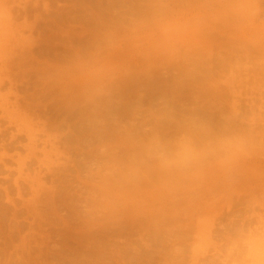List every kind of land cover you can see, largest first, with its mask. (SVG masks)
<instances>
[{
    "label": "rangeland",
    "instance_id": "374dc122",
    "mask_svg": "<svg viewBox=\"0 0 264 264\" xmlns=\"http://www.w3.org/2000/svg\"><path fill=\"white\" fill-rule=\"evenodd\" d=\"M0 47V264H264V0H0ZM191 121L243 151L162 172Z\"/></svg>",
    "mask_w": 264,
    "mask_h": 264
},
{
    "label": "clouds",
    "instance_id": "9594fccd",
    "mask_svg": "<svg viewBox=\"0 0 264 264\" xmlns=\"http://www.w3.org/2000/svg\"><path fill=\"white\" fill-rule=\"evenodd\" d=\"M164 32L165 42L174 43L186 37L188 26L176 21L169 24ZM107 46L115 45L108 42ZM117 70L97 53L91 59L78 63L73 72L77 78L85 82L86 92L91 95L103 90ZM205 134L201 124L191 121L186 131L171 142L153 139L147 145L146 153L162 172L180 173L209 156H220L224 161H228L243 151L245 141L242 137L225 135L198 142Z\"/></svg>",
    "mask_w": 264,
    "mask_h": 264
},
{
    "label": "bare ground",
    "instance_id": "6f19581e",
    "mask_svg": "<svg viewBox=\"0 0 264 264\" xmlns=\"http://www.w3.org/2000/svg\"><path fill=\"white\" fill-rule=\"evenodd\" d=\"M9 28H10V27H9ZM24 28H25V27H24ZM11 29H12V28H11ZM11 29H10V30H11ZM15 30H16V29H15ZM15 30H14V31H15ZM11 32H12V30H11ZM9 34H10V33H9ZM13 34H14V32H13ZM6 36H7V35H6ZM6 36H5V37H6ZM11 37H12V36H11ZM7 38H8V37H7ZM9 39H11V38H9ZM7 41H8V40H7ZM1 42H2V41H1ZM3 42H5V41H3ZM5 43H6V42H5ZM0 48H1V47H0Z\"/></svg>",
    "mask_w": 264,
    "mask_h": 264
},
{
    "label": "crops",
    "instance_id": "0c3cea01",
    "mask_svg": "<svg viewBox=\"0 0 264 264\" xmlns=\"http://www.w3.org/2000/svg\"><path fill=\"white\" fill-rule=\"evenodd\" d=\"M262 6V5H261Z\"/></svg>",
    "mask_w": 264,
    "mask_h": 264
}]
</instances>
